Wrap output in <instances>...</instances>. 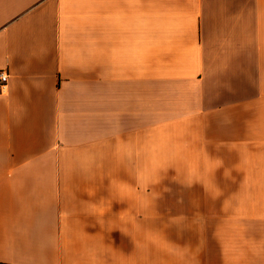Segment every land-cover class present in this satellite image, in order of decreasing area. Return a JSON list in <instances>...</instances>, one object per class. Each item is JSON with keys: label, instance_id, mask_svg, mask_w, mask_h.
<instances>
[{"label": "crops", "instance_id": "obj_1", "mask_svg": "<svg viewBox=\"0 0 264 264\" xmlns=\"http://www.w3.org/2000/svg\"><path fill=\"white\" fill-rule=\"evenodd\" d=\"M0 70V264H264V0H0ZM212 132L220 208H116Z\"/></svg>", "mask_w": 264, "mask_h": 264}, {"label": "rangeland", "instance_id": "obj_2", "mask_svg": "<svg viewBox=\"0 0 264 264\" xmlns=\"http://www.w3.org/2000/svg\"><path fill=\"white\" fill-rule=\"evenodd\" d=\"M161 135L157 137L163 138ZM207 135L212 145L206 150L210 164L179 166L149 163L142 195H134L140 188L134 184L132 191H126L128 196L116 197V208H220L219 150L215 147L218 134L212 132ZM152 160L149 158L150 162Z\"/></svg>", "mask_w": 264, "mask_h": 264}, {"label": "built area", "instance_id": "obj_3", "mask_svg": "<svg viewBox=\"0 0 264 264\" xmlns=\"http://www.w3.org/2000/svg\"><path fill=\"white\" fill-rule=\"evenodd\" d=\"M9 74L4 71V70H0V87H4L7 80H8Z\"/></svg>", "mask_w": 264, "mask_h": 264}]
</instances>
